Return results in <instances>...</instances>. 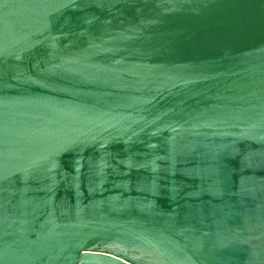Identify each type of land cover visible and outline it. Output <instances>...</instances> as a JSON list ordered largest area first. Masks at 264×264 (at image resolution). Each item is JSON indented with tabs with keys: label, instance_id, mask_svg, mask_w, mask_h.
<instances>
[{
	"label": "water",
	"instance_id": "obj_1",
	"mask_svg": "<svg viewBox=\"0 0 264 264\" xmlns=\"http://www.w3.org/2000/svg\"><path fill=\"white\" fill-rule=\"evenodd\" d=\"M0 264H264V0H0Z\"/></svg>",
	"mask_w": 264,
	"mask_h": 264
}]
</instances>
